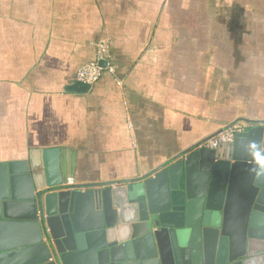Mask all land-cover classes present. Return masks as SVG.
<instances>
[{"label": "crops", "instance_id": "1", "mask_svg": "<svg viewBox=\"0 0 264 264\" xmlns=\"http://www.w3.org/2000/svg\"><path fill=\"white\" fill-rule=\"evenodd\" d=\"M102 41L113 74L66 92ZM243 119L264 122V0H0V163L64 149L75 184L123 182Z\"/></svg>", "mask_w": 264, "mask_h": 264}, {"label": "water", "instance_id": "2", "mask_svg": "<svg viewBox=\"0 0 264 264\" xmlns=\"http://www.w3.org/2000/svg\"><path fill=\"white\" fill-rule=\"evenodd\" d=\"M238 122L123 182L75 184L64 149L0 163V264H264V122L215 135Z\"/></svg>", "mask_w": 264, "mask_h": 264}, {"label": "built area", "instance_id": "3", "mask_svg": "<svg viewBox=\"0 0 264 264\" xmlns=\"http://www.w3.org/2000/svg\"><path fill=\"white\" fill-rule=\"evenodd\" d=\"M109 59L110 54L107 43L104 41L99 42L96 45L95 61L82 66L77 71L76 81L90 87L97 82L102 71L113 74L114 68L110 65ZM101 63H103L104 66H102ZM244 127H248L244 122L235 123L231 127L206 140L201 146L209 150H215L220 146L232 143L236 133L241 132Z\"/></svg>", "mask_w": 264, "mask_h": 264}]
</instances>
